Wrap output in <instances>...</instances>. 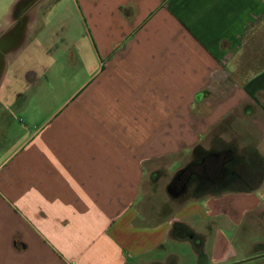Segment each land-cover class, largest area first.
I'll list each match as a JSON object with an SVG mask.
<instances>
[{"label":"crops","instance_id":"1","mask_svg":"<svg viewBox=\"0 0 264 264\" xmlns=\"http://www.w3.org/2000/svg\"><path fill=\"white\" fill-rule=\"evenodd\" d=\"M83 2L89 69L74 44L78 83L0 163V264H230L261 253L229 232L264 215V168L253 161H264V69L243 79L232 64L264 0ZM33 16L0 26L15 47L0 92L39 36ZM182 154L202 158L170 191L179 198L195 182L192 197L146 222L137 205L148 171L178 165L179 179ZM228 169L235 177L222 184Z\"/></svg>","mask_w":264,"mask_h":264},{"label":"rangeland","instance_id":"2","mask_svg":"<svg viewBox=\"0 0 264 264\" xmlns=\"http://www.w3.org/2000/svg\"><path fill=\"white\" fill-rule=\"evenodd\" d=\"M83 8H85L83 0H0V26H5L12 18L25 21L29 15L30 19H33L35 15L34 30L39 34L29 48L20 51L17 63L10 69L8 80L4 84L3 91L0 92V113H2V116L0 115V163L28 135L41 126L43 117L51 110L49 103L65 99L68 92L78 83V77H75L72 72L75 67H78L73 63L74 44L81 46L82 57L85 59L84 67L89 69L92 32L89 18L84 12L82 13ZM9 34L0 37V72L5 68V56H9L15 49L10 42L6 43L9 40ZM238 56L232 64H236V74L240 73L243 79L264 69V18ZM41 65L47 68L46 78L42 77L44 66ZM28 71H32L38 78L41 75L40 81L35 85L26 83L25 74ZM241 142L244 144L245 141ZM206 144L210 146L213 143L206 142ZM201 158L200 155H180L179 167L186 169L182 172L186 185L192 169H197L196 166L199 164L196 162ZM253 161L258 163L259 159L253 157ZM177 169L178 165H175L172 170H168L163 163L159 170L148 171V179L137 205L138 213L146 217V222L154 220L156 215L166 214L171 210V204L183 203L192 197L191 190L195 182L189 185L188 190L181 191L179 198H174L172 192L179 190L174 187L175 180L172 181ZM207 178L209 180H202L204 185L201 183L200 187L210 186L209 182L206 184L205 182H211L212 177ZM226 188L231 190L232 187ZM259 192L264 195L262 190ZM261 207L264 214V205ZM225 221L226 219L222 218V228H227ZM235 229L236 227H232L229 233L233 234V240L237 245L253 243L261 252L257 255L264 254V215L256 219L249 217ZM240 264H264V257Z\"/></svg>","mask_w":264,"mask_h":264},{"label":"flooded vegetation","instance_id":"3","mask_svg":"<svg viewBox=\"0 0 264 264\" xmlns=\"http://www.w3.org/2000/svg\"><path fill=\"white\" fill-rule=\"evenodd\" d=\"M193 171L192 172H196L197 170L196 169H192ZM233 172V173H232ZM235 170H231V169H228L227 171L226 170H223L222 171V178H223V180H222V184L223 183H225L226 181H227V179H230V178H233V177H235ZM204 175L203 176H205L204 178H207V177H209L208 175H205V173H203ZM190 176H192L191 174H190ZM183 177H184V175L182 174L181 176H180V178L178 179H175V185H174V187L176 188V189H179V190H181L182 188H184L183 186H185L186 185V181L184 182L183 181ZM188 178L186 177V180H187ZM190 180V179H189ZM229 181V180H228ZM178 190V191H179Z\"/></svg>","mask_w":264,"mask_h":264},{"label":"trees","instance_id":"4","mask_svg":"<svg viewBox=\"0 0 264 264\" xmlns=\"http://www.w3.org/2000/svg\"><path fill=\"white\" fill-rule=\"evenodd\" d=\"M255 158H257V159H259V162L257 163V162H255V163H257L255 166L259 169V171H261V170H263V168H264V161H263V159H262V157L259 155V156H257V157H255ZM260 160H261V162H260ZM261 165V167H260V165ZM231 190H240V189H236V188H231Z\"/></svg>","mask_w":264,"mask_h":264},{"label":"water","instance_id":"5","mask_svg":"<svg viewBox=\"0 0 264 264\" xmlns=\"http://www.w3.org/2000/svg\"><path fill=\"white\" fill-rule=\"evenodd\" d=\"M173 192H175V191H173ZM262 257H264V254L256 255V256L251 257V258H249V259H246V260H240V261H237V262H234V263H230V264H240V263H244V262L249 261V260H254V259H258V258H262Z\"/></svg>","mask_w":264,"mask_h":264}]
</instances>
